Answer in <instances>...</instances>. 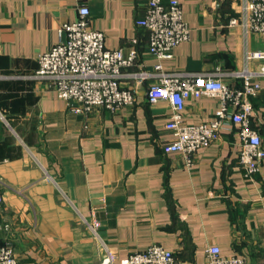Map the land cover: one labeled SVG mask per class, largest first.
Listing matches in <instances>:
<instances>
[{"label":"crops","instance_id":"0c3cea01","mask_svg":"<svg viewBox=\"0 0 264 264\" xmlns=\"http://www.w3.org/2000/svg\"><path fill=\"white\" fill-rule=\"evenodd\" d=\"M191 33L164 62L168 73L213 75L239 85L235 73H258L264 33L230 25L245 0H179ZM148 0H0V240L21 264H94L106 248L121 258L158 244L181 264H206V248L264 264V161L252 177L239 162L238 130H225L199 149L192 167L163 145L167 101L148 102L157 80L149 33L137 24ZM90 10V25L106 46L138 51L122 85L134 105L117 113L76 114L47 79L36 76L39 57L60 39V29ZM65 38V35L63 36ZM145 71L148 78L133 76ZM252 99V127L264 140V75ZM216 97L187 102L183 118L215 117Z\"/></svg>","mask_w":264,"mask_h":264},{"label":"built area","instance_id":"2783aa9c","mask_svg":"<svg viewBox=\"0 0 264 264\" xmlns=\"http://www.w3.org/2000/svg\"><path fill=\"white\" fill-rule=\"evenodd\" d=\"M90 10L79 9V18L60 29V39L39 57L36 76L47 79L58 98L70 103L76 114H91L99 109L117 113L134 105L136 91L122 85L124 69L135 66L138 51L110 49L106 46L105 33L90 25ZM244 24L250 31L264 33V0H245L240 16L233 17L230 25ZM137 24L148 30V50L157 63V80L147 90L148 102L167 101L172 115L165 127L174 139L163 145L167 154H180L187 166L192 167L196 152L213 145L225 130H238L239 162L246 176L252 177L264 161V140L251 125L254 113L252 99L259 95L261 83L254 75H264L248 69L235 73L241 78L239 85H229L213 75L184 72L168 73L164 62L174 57V50L189 40L191 29L184 20L179 0H148L146 13ZM65 35V38L63 36ZM251 59H264L263 51L250 54ZM133 76L145 81L148 73L137 71ZM216 97L220 106L215 117L200 123H187L183 118L187 102L201 97ZM0 194V206L3 203ZM2 224L0 222V231ZM206 264H247L244 255L224 256L218 245L206 248ZM0 264H21L14 248L0 240ZM94 264H181L174 253L154 244L144 251H137L121 258L106 248L102 261Z\"/></svg>","mask_w":264,"mask_h":264}]
</instances>
